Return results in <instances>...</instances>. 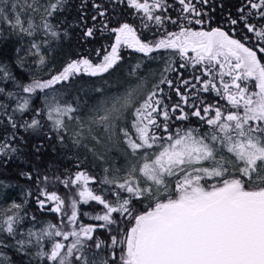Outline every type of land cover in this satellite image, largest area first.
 I'll return each mask as SVG.
<instances>
[{
	"label": "snow or ice",
	"instance_id": "6c2138e0",
	"mask_svg": "<svg viewBox=\"0 0 264 264\" xmlns=\"http://www.w3.org/2000/svg\"><path fill=\"white\" fill-rule=\"evenodd\" d=\"M89 2L91 26L83 15L79 21L84 36L99 30L115 37L99 62L70 57L59 70L49 69L47 79L26 84L0 64V81L12 80L18 89L5 93L0 87V95L15 100L11 111L0 102V119L12 129L0 137V156L20 151L19 129H40L47 121L61 145L103 164V175L85 168L87 155L84 161L76 157L75 172L37 173V205L58 214V220L32 216L24 227L31 190L22 201L0 207V264H11L3 251L9 247L29 264L33 259L43 264H264V0H241L236 16L227 17V31L207 28L204 9L210 0H175L180 5L175 17L169 0H110L131 9L152 40H141L127 21L113 26L105 0H82L81 9ZM67 3L0 0V35L7 30L32 38L26 49H16L24 51L17 59L20 67L25 57L36 58L38 73L47 67L45 51L68 34L61 19ZM169 25L176 30L169 31ZM122 45L163 67L140 76L138 63L129 73L134 83L122 91L97 88L91 103L65 99L60 87L81 74L109 73L122 59ZM38 92L44 106L32 108ZM27 113L34 114L17 120V114ZM117 146H122V164L109 155ZM21 175L33 179V173ZM57 184L74 190V196L66 201L48 191ZM0 187L7 185L0 181ZM140 201L148 202L146 210L135 207ZM89 202L101 211L81 212L80 205ZM99 230L108 239L97 236Z\"/></svg>",
	"mask_w": 264,
	"mask_h": 264
},
{
	"label": "trees",
	"instance_id": "16d2710c",
	"mask_svg": "<svg viewBox=\"0 0 264 264\" xmlns=\"http://www.w3.org/2000/svg\"><path fill=\"white\" fill-rule=\"evenodd\" d=\"M232 1V15L235 17L237 0ZM82 0H68L67 7L61 16L64 21L62 27L67 30V36H62L59 41H52L51 46L45 51L49 63L39 73L37 72L36 65L34 63L35 57H25L24 67H20L17 63L18 56H23L24 51L17 53L16 49H26L32 38L20 37L14 34H10L5 30L3 35H0V64L8 65L12 74L16 77V80L20 84H26L30 82L32 78H48V70H59L67 60L75 58L78 55H85L91 58L94 62H99L104 54V50H110V45L114 43V35L108 32H101L97 30L93 37L84 36V25L79 23L81 16H85L88 20V26H91V16L94 14L91 2H89L84 9H81ZM106 6L109 7V15L113 18V25L115 21H126L128 14L131 13V9L125 5H114L110 0H105ZM142 40L154 39L152 32H140L138 34ZM237 36L239 33L237 32ZM42 34H37L35 39L40 40ZM97 49L101 50L100 57L97 56ZM122 57L121 61L113 70L109 73L102 74L98 77H92L86 74H81L74 78L71 82L64 84L60 87V91L64 94L66 100L79 99L81 104L91 103L95 97V89L104 88L118 91L124 85L131 80L129 73L139 63L140 69H137V73L142 76L146 75L148 71L154 69L158 72L163 64L159 60H152L146 58L144 54L137 51H133L129 48L122 47L119 53ZM262 63H264V57H262ZM30 67V70H29ZM192 72V69L184 71V76L187 78ZM0 87L5 89V93L12 91L17 92V86L12 80L0 81ZM150 90V88H149ZM165 91H168L165 87ZM22 95H27L23 94ZM176 97L173 95V101ZM0 102L9 105V111L15 106V100H9L6 95H0ZM44 106L43 93H36L31 98L32 108H42ZM34 113H27L21 118L17 114V120L23 122V120L30 119ZM44 126L36 130L19 129L18 135L23 139H17L16 144L20 147V151L10 157L0 156V181H3L7 187H0L3 193L2 200L6 206L13 200L20 202L24 199V192L31 190L33 195L28 198L26 205V211L28 218L24 221V227L27 228L31 225V217L35 216L37 221L43 222H57L58 214L48 211L47 208L41 209L36 202V197L39 195V191L35 182V175L38 173L40 176L53 174H63L65 169L75 172L77 159L79 156L81 161H84L85 155H87V161H84L85 168H87L92 174L99 176L103 175V164L95 161L90 154L84 153L82 150L78 151L73 149L70 145H61L55 133L50 131V125L47 121H44ZM195 123V121H193ZM12 129L7 126L6 120L0 119V137L11 132ZM39 150L37 151V147ZM92 166V167H90ZM21 173H33V179L29 180ZM93 187H98L93 186ZM48 191H55L66 201L74 196V190L66 189L63 185L57 184L56 186L49 185ZM135 207L139 211H144L148 207L147 201H140L135 204ZM81 212H88L95 214L101 211V207L96 202H89L88 205H80ZM84 223H99L91 220L89 217H81ZM37 224V227H40ZM125 228H130L131 224H125ZM97 236L102 239H108V234L103 230L97 232ZM6 255L11 259V264H29L28 257L22 256L14 248L3 249ZM33 252L36 249L32 250ZM31 264H43L38 259H33Z\"/></svg>",
	"mask_w": 264,
	"mask_h": 264
},
{
	"label": "flooded vegetation",
	"instance_id": "af4514ba",
	"mask_svg": "<svg viewBox=\"0 0 264 264\" xmlns=\"http://www.w3.org/2000/svg\"><path fill=\"white\" fill-rule=\"evenodd\" d=\"M237 2H238V4H236L235 12H236L237 8L240 6L241 0H237ZM169 3L173 4V8H172V10H170L169 14H171L173 17H175L177 15V10L180 8V5L178 3H175V0H169ZM232 4L233 3L231 0H210V6H205V9H204L208 13V15L205 17L206 20H209L207 28L221 26V27H224V30L227 31L228 30L227 17L229 15L233 16L232 15V9H231ZM126 21L129 23H132L134 25V27L137 28V34H139L140 32H149L147 30L141 29L139 19L137 16L133 15L132 11L130 14H128V18ZM122 22H124V21H122ZM113 26H115V25H113ZM193 27L196 29H199L202 26L201 25H194ZM168 30L174 31L176 29L174 26L169 25ZM129 49L136 51L133 48H129Z\"/></svg>",
	"mask_w": 264,
	"mask_h": 264
},
{
	"label": "rangeland",
	"instance_id": "374dc122",
	"mask_svg": "<svg viewBox=\"0 0 264 264\" xmlns=\"http://www.w3.org/2000/svg\"><path fill=\"white\" fill-rule=\"evenodd\" d=\"M27 37V36H26ZM32 40V39H31ZM31 40H30V43H31ZM37 40V39H36ZM124 47L123 45L121 46V48ZM127 48V47H125ZM155 72L154 69H151L150 71H148L146 73V75L150 74V73H153ZM142 76H145V75H142ZM135 82V79L131 80L130 82H128L126 85H124L121 89H119L118 91H122L125 87H127L130 83H134ZM154 82L152 81L151 79V76L149 75V88H150V85L151 83ZM122 146H117V147H114L111 151V153H109V155L111 156L112 159L116 160L119 164H122L123 163V160L120 156V151H119V148H121ZM2 197H3V193L2 191L0 190V207H6V204L5 202H3L2 200Z\"/></svg>",
	"mask_w": 264,
	"mask_h": 264
}]
</instances>
